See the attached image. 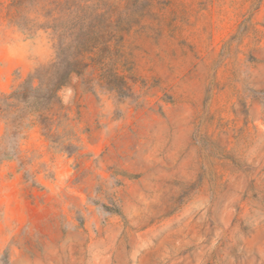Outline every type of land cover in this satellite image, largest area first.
<instances>
[{"label": "rangeland", "instance_id": "1", "mask_svg": "<svg viewBox=\"0 0 264 264\" xmlns=\"http://www.w3.org/2000/svg\"><path fill=\"white\" fill-rule=\"evenodd\" d=\"M12 1L0 94L55 57ZM149 1L114 48L125 94L91 65L49 133L0 116V264H264V0Z\"/></svg>", "mask_w": 264, "mask_h": 264}, {"label": "trees", "instance_id": "2", "mask_svg": "<svg viewBox=\"0 0 264 264\" xmlns=\"http://www.w3.org/2000/svg\"><path fill=\"white\" fill-rule=\"evenodd\" d=\"M139 1L13 0L7 5L5 16L10 23L33 34L38 29L48 31L55 49L50 63L12 92L0 94V116L9 122L14 136L33 122L49 133L59 114L60 89L73 74L82 75L91 65L100 71L106 88L125 94L127 82L112 60L116 42L126 30L123 25L132 19L131 10L148 5L149 0Z\"/></svg>", "mask_w": 264, "mask_h": 264}]
</instances>
